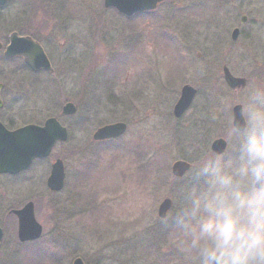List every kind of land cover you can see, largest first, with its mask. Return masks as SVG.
I'll use <instances>...</instances> for the list:
<instances>
[{"label":"rangeland","instance_id":"374dc122","mask_svg":"<svg viewBox=\"0 0 264 264\" xmlns=\"http://www.w3.org/2000/svg\"><path fill=\"white\" fill-rule=\"evenodd\" d=\"M55 1L69 2L68 10L47 19L55 28L43 34L47 40L43 30L35 32V19L14 8L0 15L2 44L11 32L42 37L52 66L50 74L28 78L18 61L4 60L0 52L8 123L16 128L55 117L69 131L50 158L66 162L64 190H46L49 160L22 178L2 180L0 264H53L49 255L59 264L74 258L84 264H181L182 257L163 261L171 252L184 254L182 264H264V183L261 190L253 188L264 168V96L256 88L264 81V0H173L152 18L129 22L105 12L100 0ZM176 9L187 14H174ZM192 12L206 22L191 32L193 57L205 52L209 65L197 63L184 80L199 93L175 120L172 108L184 79L177 73L180 53L176 39L166 47L158 38L154 21L167 15L168 31L176 37V18L194 20ZM233 28L241 32L234 45ZM222 67L245 76L248 87L227 88ZM244 101L252 126L238 134L231 109ZM69 102L76 113L61 116ZM117 122L127 130L115 147L134 150L133 157L114 152L113 143L105 147L91 140L97 128ZM219 138L227 147L216 157L210 145ZM243 153L252 157L247 164ZM177 160L191 165L181 180L170 173ZM165 198L172 207L159 219L157 207ZM27 202L43 228L29 245L18 242L7 212ZM204 221L211 224L201 227ZM187 243L191 250L183 249Z\"/></svg>","mask_w":264,"mask_h":264},{"label":"water","instance_id":"95a60500","mask_svg":"<svg viewBox=\"0 0 264 264\" xmlns=\"http://www.w3.org/2000/svg\"><path fill=\"white\" fill-rule=\"evenodd\" d=\"M5 0H0V5ZM169 0H104V7L115 8L119 13L125 16H131L135 13L151 11L156 9L161 2ZM245 21L242 17L241 23ZM238 36V30L231 34V40L235 41ZM5 57H22L25 64L37 72L41 69L51 71L50 64L44 55L42 49L32 43L27 38H18L11 35L9 45L4 52ZM224 75L228 79L231 88L243 85L244 81L229 77L227 70ZM195 91L188 86L181 90L180 97L173 108L174 117L178 118L189 107ZM75 107L67 103L62 107L63 115H73ZM233 127L237 132L244 130V120L242 118V108L235 106L232 110ZM126 129L125 124L115 123L99 128L93 135V140L103 141L114 139L121 136ZM66 130L59 125L55 119H47L43 126L27 125L15 131H7L0 125V174H17L26 170L31 162L36 158L47 157L56 141L66 140ZM226 144L222 139L214 141L210 150L217 156L223 154ZM190 165L185 161H176L171 166V174L175 178H182ZM264 176V169L258 175L254 183L255 189H260ZM63 168L60 162L52 165L50 176L47 179V187L50 191H59L63 186ZM171 207V201L165 199L158 207V217L164 218ZM17 218V239L20 243L31 242L39 239L42 228L36 222L33 213V204L27 203L22 209L12 212ZM2 231L0 229V242ZM72 264H83L80 259H75ZM210 264H217L214 260Z\"/></svg>","mask_w":264,"mask_h":264},{"label":"flooded vegetation","instance_id":"af4514ba","mask_svg":"<svg viewBox=\"0 0 264 264\" xmlns=\"http://www.w3.org/2000/svg\"><path fill=\"white\" fill-rule=\"evenodd\" d=\"M101 2V7L102 9H104L105 12H111L113 13L115 16H117L118 18L122 19V20H126V21H130L132 20L133 18H135V16H131V17H124L123 15H120L116 10L112 9V8H104L103 7V0H100ZM68 3L69 2H64V4H61V2H56L55 0H53L52 2L50 1H46V0H5L4 3L2 5H0V15H3V17H6V12H7V9L9 8H14L16 9L17 11H19V15L21 17H29V18H33L35 19V25H39L35 28V32L36 33H41L40 30L42 31L43 30V33L42 34V37L44 38L43 34H46L48 35V33H51L52 29L54 27H50V20H47L49 19V17L53 16L54 13L55 14H59L61 16L64 15V12L63 10L64 9H67L68 10ZM66 4V5H65ZM163 5H166V4H162L160 5L159 7L161 8V6ZM180 12L181 15H185L187 14L186 11L184 10H179L178 13ZM189 13V12H188ZM58 15V16H59ZM142 15L145 17V18H149V13H142ZM194 15V14H193ZM195 16V15H194ZM67 16H64V17H59L60 19L61 18H66ZM62 20V19H61ZM176 21H178V27H180V30H179V33H178V36L175 37L176 39V43H177V49L179 50V53H180V59H179V62H178V67H180V72H179V69H178V75H182L184 76L183 78V81L181 82L180 86H179V95H178V98L180 96V92L182 90L183 87L185 86H189L191 87L192 89L195 90V95H194V98L195 96L199 93V89L198 87L193 83V84H190L189 83H185L184 80L187 79V77L193 72L194 68L197 66V63H201V64H205V65H209L208 63V57H206V53L203 52V53H197L196 55V58L193 57V50H194V47L192 46V41H195L194 38H196V34H191L192 30H194L195 26L197 25H204L206 22L202 19H199L198 17L195 16V19L194 20H189V19H178L176 18ZM55 29V28H54ZM186 29H189V31H187ZM183 30H185L187 33L186 35L189 36L190 38H187L188 41H186V39L184 38V34H183ZM45 32V33H44ZM164 33H166V30L164 29ZM16 35L17 37H23V38H27L29 39L30 41H32L35 45L39 46L43 53L45 54L47 60L49 61L50 65H51V62H50V59L46 53V50H45V47H44V44L41 43L39 40H42V37L41 38H37V37H32V36H28V34H23V33H19V32H11L10 35ZM240 30L238 32V36H237V39L236 41H231V43L234 45L235 43H237L238 41V38L240 37ZM10 35L8 36L7 38V43L4 45L0 42V52H2V57L4 60H9V61H18L19 64H20V67L22 68L21 71L22 72H26V76L28 78H32L35 77V76H38V75H43V74H47L45 71L43 70H40L38 71L37 73L33 72L31 69H29L25 63H24V60L22 57H15V58H11V59H8L5 57L4 55V51H5V48L6 46L8 45V41H9V37ZM163 38L162 35L159 34L158 38ZM47 40V38L45 37L44 40ZM2 40V39H1ZM0 40V41H1ZM194 58V59H193ZM205 58V59H204ZM226 67H222L221 69V72H222V80H223V83L224 85L233 90V91H237V90H243V89H246L248 87V80L245 76L241 77V76H235L233 74H231L230 72V77L232 78H235V79H241L244 81L243 85H241L240 87H236V88H231L229 83H228V79L225 77L224 75V69ZM184 82V83H183ZM264 81H261L260 83L256 84V88L258 89L257 90V95L260 94V96H264ZM3 89H4V86H3V81L1 80L0 81V125L2 127H4L7 131H14L15 129H18L20 127H12V124L11 123H8L10 121H7V119L10 117L8 116L7 114L5 115L3 113L4 111V105H3V100H2V92H3ZM177 98V99H178ZM193 98V99H194ZM177 101V100H176ZM193 102V100H192ZM191 102V104H192ZM190 104V106H191ZM247 104H249L248 101H244L243 104H239L242 108V118L244 120V130L239 133V134H245L246 133V130L251 127L252 125L249 123V116L246 114V109H247ZM174 106V105H173ZM190 106L186 109V111L178 118L174 117L173 115V108H172V116L175 118V120H179L182 118V116L187 112V110L190 108ZM254 120V119H253ZM259 120L258 116L256 115V120L257 121ZM5 121V122H4ZM66 129V132H67V136L69 138V131H68V128L64 127ZM67 138V140H68ZM222 139V138H221ZM224 140V139H223ZM225 141V140H224ZM226 142V141H225ZM56 145H59V143H56L54 148L56 147ZM243 158H244V163L247 164V162L251 161L250 158H252L250 155H247V153H243ZM255 156V155H254ZM51 158V155L49 157H46V158H40V159H36L32 162V164L30 165V167L28 169H26L25 171H22V172H19L17 174H7V173H4V174H0V187L2 186V180L4 179L5 181H12V180H16V179H19V178H22L23 175L29 170L31 169L35 164H38V163H41V162H50L49 164V170H48V176L50 174V171H51V167L52 165L56 162V161H61L62 163V166H63V170H64V174H65V171H66V165H65V161L63 159H60V158H55V159H50ZM51 160V161H50ZM48 176L46 177V180H45V188L46 190L49 192V193H55V192H51L49 191V189L47 188V178ZM264 183V181H263ZM64 188H65V178H64ZM64 188L62 190H64ZM61 192V191H60ZM59 193V192H58ZM26 204V203H25ZM25 204H23L21 207L19 208H16V209H11L9 211H7L9 214H11L13 216V220H14V223H15V228L14 229V232L16 233L17 232V219L16 217L13 215V211L14 210H18V209H21ZM33 204V203H32ZM33 213H34V205H33ZM66 215H68V212H66ZM34 217H35V214H34ZM70 217V213H69V216L68 218ZM67 218V219H68ZM36 219V218H35ZM42 227V226H41ZM0 228L3 232V238H4V234H5V231L4 229L2 228L1 224H0ZM42 233H43V228H42ZM17 237V235H16ZM2 238V239H3ZM32 243V242H30ZM24 244H29V243H24Z\"/></svg>","mask_w":264,"mask_h":264},{"label":"trees","instance_id":"16d2710c","mask_svg":"<svg viewBox=\"0 0 264 264\" xmlns=\"http://www.w3.org/2000/svg\"><path fill=\"white\" fill-rule=\"evenodd\" d=\"M107 146H109V144H107ZM112 150L114 149L113 147H110ZM116 148V147H115ZM166 177V176H165ZM164 178V177H163ZM193 183L194 184H196V182H194L193 181ZM197 185V184H196ZM200 222V221H199ZM208 223V222H207ZM207 223L204 221L203 223H200L202 226L201 227H203V226H206L207 225ZM208 224H211V223H208ZM200 228V227H199ZM171 230H172V228H168V232H171ZM179 230H181V227L178 229V231ZM165 234V233H164ZM168 233H166V235H167ZM183 249L184 250H186V249H188V250H191L190 248H191V244L190 243H187V244H183ZM183 255L184 254H182V255H180V253H178V252H171V253H169V255L166 257L167 259H166V261L165 260H163L165 263L167 262V263H169V261H172L173 259H180L181 257H182V261H183ZM49 262H52L53 264H58L57 262H56V258H53V256L52 257H50V255H49ZM182 261H180L181 262V264H182ZM185 264H188V263H186L185 262Z\"/></svg>","mask_w":264,"mask_h":264}]
</instances>
